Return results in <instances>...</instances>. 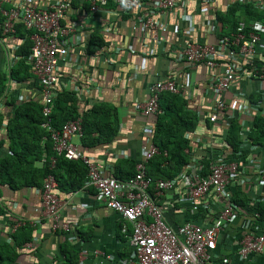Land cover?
Here are the masks:
<instances>
[{"label":"crops","instance_id":"crops-1","mask_svg":"<svg viewBox=\"0 0 264 264\" xmlns=\"http://www.w3.org/2000/svg\"><path fill=\"white\" fill-rule=\"evenodd\" d=\"M1 1L10 9L20 4L44 7L63 0ZM69 1L71 9L62 24L70 28L76 23L77 27L69 37V55L60 62L57 87L77 95L80 111L105 104L116 111L119 119L118 135L111 143L85 148L82 138L75 137L74 144L92 162L102 165L106 176L128 179L119 164L128 162L137 167L144 161L150 144H155L156 123L141 115L137 106L149 99L152 84L175 81L181 89L179 97L185 102L184 110L198 117V126L186 134L188 163L179 174L167 179L178 181L182 188L165 191L156 202L173 229L188 222L207 225L226 202L217 205L211 200V210L201 201L183 205L187 181L203 174L204 166L217 155L228 163L238 164L240 177L226 190L227 199L237 205L238 211L222 233L217 253L229 258L232 264H264V254L251 263L242 262L238 256L240 241L248 233L247 223L251 221L252 229L264 230V215L259 210L264 204V187H255L260 177L257 171H264V146L252 145L249 139L257 116L253 105L262 100L264 82L251 79L242 65L235 66V83L223 97L229 107L220 115L219 122L212 124L209 116L216 78L206 67L180 59L181 51L191 45L219 46L220 40L234 34L241 23L247 27L254 21L264 24V19L254 20V14L248 12L251 7L263 17L264 0H179L171 12L162 13L146 6L127 14L115 0H109L108 7L95 15L88 13L87 0ZM234 7L238 25L233 32V25L224 24L223 20ZM148 17L157 26L155 29H144L143 22ZM21 45L16 33L4 36L0 32V73L9 76ZM221 63L217 76L224 69ZM9 83L11 90L7 97L16 104L39 93L36 79ZM8 99H0V111L11 116L14 107L7 105ZM234 103L236 108L232 107ZM237 119L242 124L243 138L239 151L235 152L225 139L231 123ZM6 139L4 126L0 129V144ZM8 154V146H0V158ZM149 164L147 173L156 172V164ZM37 166L42 167L43 162ZM41 189L12 190L0 186V251L5 258L2 264H129L133 257L132 229L129 226L128 234L122 232L123 219L88 185V176L75 193L57 188L62 202L60 216L69 227L67 231L52 228L51 219L44 214ZM10 249L13 255L9 254ZM11 255L12 260L8 261Z\"/></svg>","mask_w":264,"mask_h":264},{"label":"built area","instance_id":"built-area-1","mask_svg":"<svg viewBox=\"0 0 264 264\" xmlns=\"http://www.w3.org/2000/svg\"><path fill=\"white\" fill-rule=\"evenodd\" d=\"M88 13L95 15L109 5V0H87ZM179 0H115L124 13L141 7L151 6L155 11L171 12ZM71 9L70 1L63 0L44 7L32 4H20L10 9L4 7L0 0V32L5 35L16 33V26L23 25L33 32L31 61L32 74L36 79L44 99L43 115L47 119L43 127L50 134L56 157L51 159L55 166L58 157L68 161H82L88 168V185L93 188L104 204L123 219L122 232L128 234L132 229L130 245L133 257L129 264H232L227 257L218 255L219 239L235 217L238 208L227 199V189L235 185L240 177V166L228 163L220 155L210 162L209 175H196L187 181L183 205H195L201 201L207 210H211L210 201L225 206L215 211L214 220L207 225L184 223L176 229L171 228L164 212L156 202L165 191L180 190L176 180H154L147 173V165L160 155L159 148L152 142L144 155V161L137 165L135 176L126 181L106 176L104 167L91 161L73 142L75 137L83 136L82 119L68 122L62 130L50 125L54 109L55 89L58 86V68L60 62L69 55L70 35L77 24L65 28L62 21ZM144 29H155L157 26L151 17L143 22ZM219 46L191 45L183 49L180 59L191 64L206 67L216 78L213 84L214 98L209 122L218 123L220 115L227 109L224 95L228 93L236 80L235 66L242 65L247 69L251 79L264 82V24L254 21L249 27L241 23L230 37L220 40ZM223 72L217 76L218 67ZM169 93L179 95L181 89L175 81H159L151 85L150 96L137 109L141 115L156 121L161 114L160 98ZM261 102L253 105L254 113L264 117V94ZM236 104L232 105L233 108ZM252 117L251 114L247 115ZM152 133L151 129L147 130ZM247 143V141H245ZM260 174L255 187H264V171ZM58 183L50 175L41 189L44 214L52 221V228L68 230V225L60 216L61 199L57 193ZM154 190V195L151 191ZM219 207V206H218ZM250 222V223H249ZM246 225L247 235L240 241L238 256L244 263H251L254 258L264 254V230L260 227L250 228Z\"/></svg>","mask_w":264,"mask_h":264},{"label":"trees","instance_id":"trees-1","mask_svg":"<svg viewBox=\"0 0 264 264\" xmlns=\"http://www.w3.org/2000/svg\"><path fill=\"white\" fill-rule=\"evenodd\" d=\"M4 7L8 9L5 5ZM236 9L237 7H234L230 10L223 20L224 24L233 25V32L238 25V21L234 18ZM248 12L254 14L252 17L254 20L264 19V15L262 17L261 13L252 10L251 7H248ZM32 35L33 32L27 31L23 25L16 26V39L21 40L22 45L16 54V63L10 70L9 76L0 73V99H8L11 90L9 82L27 83L32 79L35 80L31 61ZM38 88L37 96L25 99L20 104L8 99L7 105L14 107L11 116L0 111V129L5 126L7 133V142H2L0 146L5 145L9 149V154L0 158V186H8L12 190L43 188L48 177L52 175L58 183V191L75 193L83 187L84 180L89 174L88 168L82 161H68L64 157H58L55 166L52 165L51 159L56 157V154L50 134L43 127L47 119L43 115L44 99L40 87ZM54 94L56 95L54 109L50 117L52 128L62 130L68 122L82 119L81 138L85 148L111 143L117 137L119 119L114 109L99 104L80 111L81 101L74 92L56 87ZM184 103L179 95L166 93L160 98L161 114L155 121L154 134L160 155L150 161V164H156V172L148 173L154 180L173 178L188 163L185 151L189 148V141L186 139V134L197 128L198 117L186 112ZM241 125L239 119L233 121L225 139L226 145L235 152H238L242 145ZM249 139L252 145L264 146L263 116L257 115L254 118L253 131ZM40 162H43L42 167L37 166ZM209 166V162L204 166L203 176L209 175ZM119 169L126 171L128 179L136 174V165L132 163H120ZM114 177L121 181L128 180L119 179L117 175ZM238 198L239 196L235 197L237 200ZM259 210L264 215V204L259 206ZM2 252L0 251V264L5 260ZM9 254L13 255L14 251L10 249ZM12 255L8 261L12 260Z\"/></svg>","mask_w":264,"mask_h":264}]
</instances>
